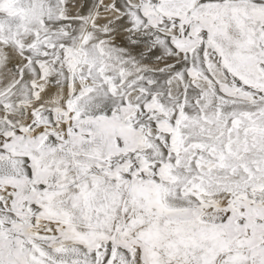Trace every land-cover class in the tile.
Returning <instances> with one entry per match:
<instances>
[{
    "label": "snow or ice",
    "instance_id": "1",
    "mask_svg": "<svg viewBox=\"0 0 264 264\" xmlns=\"http://www.w3.org/2000/svg\"><path fill=\"white\" fill-rule=\"evenodd\" d=\"M0 264H264V0H0Z\"/></svg>",
    "mask_w": 264,
    "mask_h": 264
}]
</instances>
